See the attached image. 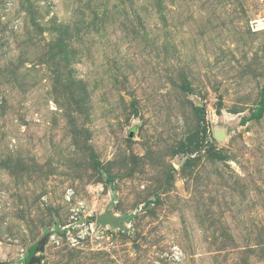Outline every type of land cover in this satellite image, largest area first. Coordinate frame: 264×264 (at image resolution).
<instances>
[{"label":"rangeland","instance_id":"374dc122","mask_svg":"<svg viewBox=\"0 0 264 264\" xmlns=\"http://www.w3.org/2000/svg\"><path fill=\"white\" fill-rule=\"evenodd\" d=\"M31 261L264 264V0H0V264Z\"/></svg>","mask_w":264,"mask_h":264},{"label":"built area","instance_id":"2783aa9c","mask_svg":"<svg viewBox=\"0 0 264 264\" xmlns=\"http://www.w3.org/2000/svg\"><path fill=\"white\" fill-rule=\"evenodd\" d=\"M263 23V22H261ZM98 222H81L73 221L68 225L62 227L63 238L71 245V247H76L77 245L83 244L90 237L97 233ZM50 238L53 242L59 243L57 235H51Z\"/></svg>","mask_w":264,"mask_h":264},{"label":"water","instance_id":"95a60500","mask_svg":"<svg viewBox=\"0 0 264 264\" xmlns=\"http://www.w3.org/2000/svg\"><path fill=\"white\" fill-rule=\"evenodd\" d=\"M101 220H102V218H100V219L98 220V222L101 223V222H102ZM102 223H103V222H102ZM30 264H32V261L30 262Z\"/></svg>","mask_w":264,"mask_h":264}]
</instances>
